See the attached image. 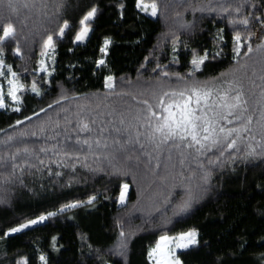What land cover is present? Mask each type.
Masks as SVG:
<instances>
[{
	"label": "snow or ice",
	"instance_id": "1",
	"mask_svg": "<svg viewBox=\"0 0 264 264\" xmlns=\"http://www.w3.org/2000/svg\"><path fill=\"white\" fill-rule=\"evenodd\" d=\"M53 3L55 11L49 16V0H0V110L21 112L22 95L31 93L42 97L45 94L36 77L43 73L41 81L49 84L55 69L50 70L48 65L55 63L57 44L75 26L65 17L68 0H53ZM135 6L139 12L164 20L171 9L177 28L184 32L195 28V13H201V19L203 14H208L226 20L227 27L232 29L230 69L203 79L197 75L210 58L217 59L223 51L224 29H220L215 38L217 51L210 55L207 49L203 54L193 50L190 67L184 73L170 69L157 59L152 69L155 75L147 80L140 79L138 70L136 82L121 77L118 87L116 78L106 75L103 98L97 94L96 103L61 87L57 98L47 106L48 109L54 105L59 107L55 117L47 115L46 108H40L33 115L45 113L46 120L37 123L32 130H14L0 139V211L12 208L9 186L26 188L24 177L34 172L47 171L49 176L59 178L66 174L62 170H68L72 175L66 186L71 187L77 182L78 168L93 178L103 174L116 181L129 175L135 179L142 170L145 176L155 177L160 185L168 188L164 202L171 203L172 216L178 217L189 212L209 191L216 169L264 162V0H164L162 6L160 0H135ZM124 7L119 3L117 10L122 13ZM98 11V6L92 5L83 12L72 44L85 42ZM189 11L194 17L192 21L184 19V13ZM31 14L43 16L39 31L29 29L26 23ZM54 23L58 25L56 29L48 27ZM164 36L171 38L172 52L176 53L180 42L177 31L169 29ZM21 41L30 55L39 42L40 59L30 85L22 82L20 74L5 59L4 45L12 42L13 56L25 60ZM109 44L106 38L99 49L101 54L107 55ZM185 48L187 50L186 41ZM95 63L98 68L106 65L105 59ZM172 63H179L176 55L172 56ZM6 98L11 105L6 103ZM31 119V116L17 119L9 127L16 129ZM29 138L34 142L29 143ZM129 187L127 182L119 183L118 205L126 206ZM177 187L182 189L183 195L178 201H171L172 191ZM97 199L98 195H89L86 201L74 200L55 211L22 219L15 226L0 229V240L6 241L69 210L94 206ZM155 210L158 212L159 208ZM131 215L129 212L128 216ZM171 219L165 220V226ZM116 227L118 234L108 253L118 258L114 264H120L121 259L127 264L131 242L140 229L126 231L120 219ZM56 239L52 237L53 251H59ZM198 245L196 229L174 236L161 234L147 252L149 264H182L177 250ZM97 258H103L99 250ZM260 259L264 264V256ZM38 261L50 264L45 254H39ZM7 264H29V261L19 256ZM218 264H223L222 260Z\"/></svg>",
	"mask_w": 264,
	"mask_h": 264
},
{
	"label": "trees",
	"instance_id": "2",
	"mask_svg": "<svg viewBox=\"0 0 264 264\" xmlns=\"http://www.w3.org/2000/svg\"><path fill=\"white\" fill-rule=\"evenodd\" d=\"M160 2L162 6L164 0ZM119 3L125 5L122 13L117 10ZM68 5L65 17L75 26L57 44L55 63H50L55 71L49 77V84L41 81L43 73L36 77L38 86L45 90V94L42 97H35L31 93L22 95L21 112L0 110V130H3L0 131V139L14 130H32L37 123L46 120L47 115L55 117L59 107L54 105L48 109L47 106L57 98L61 87L78 96H87L96 103L98 101L94 98L97 94L103 98L106 75H113L118 87L121 86V77L136 82L138 70L140 79L147 80L155 75L152 69L157 59L162 64H168L170 69L184 73L190 67L193 50L203 54L207 49L210 55L217 51L215 38L220 29H224L223 51L217 59L210 58L197 75L201 79L216 76L228 71L233 64L232 29L227 27L226 20L213 15L203 14L204 18L201 19L202 14L195 13V28L184 32L177 28L171 9L166 20L159 16L153 18L139 12L135 0H68ZM92 5H97L99 11L91 22V31L83 44L74 45L71 39L78 29V19ZM54 11L53 0H49L48 15L51 16ZM178 11L183 12V9ZM184 19L192 21V12L184 13ZM41 20L42 15L31 14L26 23L29 29L39 31ZM48 27L56 29L58 25L54 23ZM169 29L176 30L180 36L176 53L172 52L171 38L164 36ZM106 38L110 44L105 56L99 49ZM255 42L256 38L253 39ZM12 46V42L4 45L5 59L20 74L22 82L30 85L37 60L40 59L39 42L30 55L21 41L25 55L23 61L13 56ZM70 48L72 51H69ZM173 55H176L179 63L170 64ZM98 59H105L106 65L98 68L95 63ZM40 108H46L47 115H33ZM27 116L32 117L31 121L25 120L16 129L9 127L17 119L24 120ZM28 142L34 141L29 138ZM62 171L66 174L59 178L49 176L47 171L25 175L26 188L10 185L12 208L0 211V229L15 226L22 219L35 218L46 211H55L67 202L86 201L93 194L98 195L95 205L69 210L24 233L14 234L6 241L0 240V264H7L19 256L26 257L29 264H39V254L47 255L50 264H105V261L114 264L118 258L109 254L108 249L118 234L117 219L124 221L126 231L140 229L131 242L127 264H149L147 252L154 247L159 235L166 233L174 236L189 229L197 230L199 245L177 251L182 264H218L221 260L223 264H261L260 258L264 256V162L238 163L233 167L216 169L209 191L189 212L178 217L172 216L171 203L164 202L168 188L160 185L155 177L145 176L142 170L135 179L129 175L116 181L103 174L93 178L78 168L77 182L71 187L66 186V182L72 174L68 170ZM120 182H127L130 186L126 206L116 203ZM182 195V189L177 187L170 199L178 201ZM133 205H136L135 210ZM156 208H159L158 212ZM129 212L132 213L131 217L128 216ZM168 217L172 219L165 226ZM145 220L149 223H144ZM52 237L57 238L59 251L52 250ZM98 250L102 259L97 258ZM120 264H124L122 259Z\"/></svg>",
	"mask_w": 264,
	"mask_h": 264
},
{
	"label": "rangeland",
	"instance_id": "3",
	"mask_svg": "<svg viewBox=\"0 0 264 264\" xmlns=\"http://www.w3.org/2000/svg\"><path fill=\"white\" fill-rule=\"evenodd\" d=\"M103 45V44H102ZM49 68H50V70H51V65H50V63H49ZM101 67H104V66H101ZM6 88H7V85L5 84L4 85V89H5V97H6ZM6 103H8L9 105H11V101L10 100H7V98H6ZM8 111H10V110H8ZM178 250H180V249H178ZM177 250V251H178ZM153 264H154V262H153Z\"/></svg>",
	"mask_w": 264,
	"mask_h": 264
}]
</instances>
